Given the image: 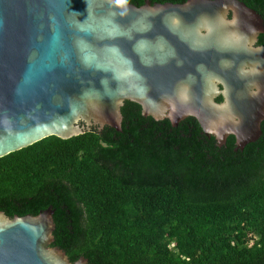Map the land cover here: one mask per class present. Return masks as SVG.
<instances>
[{"label":"water","instance_id":"95a60500","mask_svg":"<svg viewBox=\"0 0 264 264\" xmlns=\"http://www.w3.org/2000/svg\"><path fill=\"white\" fill-rule=\"evenodd\" d=\"M262 34L239 0H0V158L53 136L121 131L126 101L173 127L192 117L218 147L233 136L243 150L262 135ZM53 213H0V264H89L51 247Z\"/></svg>","mask_w":264,"mask_h":264},{"label":"trees","instance_id":"16d2710c","mask_svg":"<svg viewBox=\"0 0 264 264\" xmlns=\"http://www.w3.org/2000/svg\"><path fill=\"white\" fill-rule=\"evenodd\" d=\"M239 1L264 22V0ZM121 114V131L53 136L0 158V213L51 207V247L71 263L264 264V121L235 151L233 136L218 147L193 118L173 127L129 101Z\"/></svg>","mask_w":264,"mask_h":264},{"label":"flooded vegetation","instance_id":"af4514ba","mask_svg":"<svg viewBox=\"0 0 264 264\" xmlns=\"http://www.w3.org/2000/svg\"><path fill=\"white\" fill-rule=\"evenodd\" d=\"M260 37V36H259ZM258 41H259V38H258ZM256 46H260V45H258V42H257V44H256ZM220 89H221V87H220ZM215 101L217 102V103H220V102H222L223 101V96L222 95H218L217 97H216V99H215ZM132 103V102H131ZM135 104V103H134ZM137 105V104H136ZM139 106V105H138ZM140 107V106H139ZM140 109H141V107H140ZM141 114H142V110H141ZM143 116V115H142ZM145 117V116H144ZM149 117V116H148ZM152 118V117H151ZM188 118H192V117H188ZM153 119V118H152ZM187 119V118H186ZM194 119V118H193ZM167 120V119H166ZM196 120V119H195ZM184 121V120H183Z\"/></svg>","mask_w":264,"mask_h":264}]
</instances>
